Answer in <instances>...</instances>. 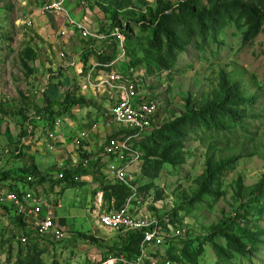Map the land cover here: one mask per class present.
<instances>
[{
	"label": "rangeland",
	"instance_id": "obj_1",
	"mask_svg": "<svg viewBox=\"0 0 264 264\" xmlns=\"http://www.w3.org/2000/svg\"><path fill=\"white\" fill-rule=\"evenodd\" d=\"M4 1L6 5L0 9V38L2 37L4 42L0 50V97L5 99L0 105V171L13 169L14 172H18V167L28 170L31 164H37L41 168L40 173L47 177L48 182L37 185L35 189L44 190L48 187L50 193L54 192L55 202L61 205L56 209L61 219L59 222L62 224L59 225L68 230L66 231L68 234L65 233L60 241L24 245L14 236L15 228L12 226L11 218L0 212V264H131L128 257L123 255L118 257V250L108 252L106 245L88 240L90 235H93L111 247L118 237L113 232L99 228L92 217L97 209L110 211L108 209L115 206L114 202H109L104 195L102 181L107 178L103 176V171L95 168L97 183L93 181L85 183L86 180L81 179L82 183L71 185L58 179V174L64 168V165H61V158H69L71 163L73 160L75 162L82 160L80 153L87 149L82 150L85 140H80L79 134L85 133L83 137L88 138V129H82V125L79 126L80 119L85 117V113L91 110V107H98L103 101L99 92L93 87L81 90L82 84L87 81L86 72L93 61L89 58L84 62L81 67L83 71L80 73L82 76L78 75L80 71L74 69L64 72L66 76L79 80L74 82L70 92L71 96L78 99L83 96L93 99V102L79 103V101L78 104L70 106L62 115L52 117L44 115L30 120L23 118L20 110L25 111L29 117L36 116L31 103L23 100V96L41 105L42 89L50 79L57 80L60 74L58 71L53 73L52 68L47 67L48 61L43 60L45 47L48 49L59 39H53L50 33H45L42 18L39 15L36 16L37 18H32L26 8L18 6L19 0ZM67 1L68 13L87 28L98 29L101 28L103 22H106L103 12H100L95 5L90 4V8L78 4V0ZM109 1L111 2V0H104V2ZM123 1L132 2L130 8L134 10L135 17H138L139 11L147 10L139 4L150 3L148 0ZM114 2L113 5L116 4ZM199 5L209 7L210 3L208 0H200ZM83 10L85 11L82 15L84 21L80 20ZM87 14L92 17L86 16ZM127 16L128 19L125 20L123 17L122 20L123 26L127 28V30L124 29L127 36L130 35L132 42H136L135 44L142 45L141 50L143 47L147 50L151 39L150 29L144 28L143 30L131 22L130 14ZM28 19H32L31 27L22 23ZM32 32L36 34L34 37H30ZM80 33L76 35L71 33L74 37L70 36V39L79 43L77 35ZM185 40L187 44L184 46V51L177 52L172 68L152 67L147 70L144 65L136 67L143 73L144 88L148 90L150 99L158 103L157 124H162L173 116L180 115L185 107V99H190L193 105L198 106L213 98L218 89L220 90L219 74L221 71H225L232 79L239 81L245 97L253 99L250 108L240 106L238 109L247 110V112L254 111L257 115L254 118L248 115L249 113L243 112L246 120L239 124L233 123L230 119H223L222 127L217 129L203 128L201 124L189 129L186 132V150H184L189 158L187 163L179 167L164 164L155 185L176 194L181 201L197 188L196 181L206 172V161L210 154L214 155L215 163L219 160L224 161L225 158L231 159L233 164H224L222 173L218 177V187H215L211 196H206L201 202L189 206L182 204L181 201L180 205H183V210L180 211V220L188 226L195 225L199 235L202 230V233L206 234L208 229L224 219L229 222L224 228L228 233L238 232V225L257 233V240L254 244L245 241L249 248L246 255L230 248L227 239L221 235L215 238L209 237L203 241L204 254L200 257V264H264V195L249 198L246 194L247 189L257 185L264 177L263 149L259 148L264 145L262 138L264 133V26L253 39L248 41L244 40L242 31L238 30L233 22H225L215 30L207 29L203 35L197 31L191 37H185ZM60 42L67 48L68 43ZM97 42L105 44V40H97L95 45L99 46L100 43ZM44 43L46 46L43 45ZM34 44H38L36 49L39 57L31 61L35 57L36 46ZM39 46L43 48L40 49ZM64 46L58 50L51 48L52 60L56 59L57 53V56H60V50H66ZM141 50L138 49L139 57H143ZM74 54L75 51L70 52L71 56ZM162 54L165 55V52L162 51ZM91 58L94 59L92 56ZM131 59L133 60V57ZM121 62L123 64L120 63L117 69L124 65L132 67V61L129 59L125 58ZM29 70H33L34 73L30 75L32 71ZM99 70V68L96 69L95 76ZM51 74L54 75L50 77ZM59 89L60 93L63 87ZM107 106L112 107L110 104ZM1 107L5 111H2ZM251 108L253 110L250 111ZM78 109L82 110L77 113ZM75 115H78V118L70 120ZM71 121L78 124L73 130L68 126ZM31 123H34L32 133L23 139L24 145L20 147L19 133L26 126L31 127ZM118 127L110 123L107 131L109 136L118 135L116 134ZM72 138L78 141L79 149L76 148L77 145L74 146ZM69 147L72 148L70 151L67 150ZM60 149L62 150L59 151ZM257 149L260 150L255 152ZM60 153H68L70 157ZM104 160L107 163L122 164L116 157H104ZM99 166L103 167L102 164ZM140 166L135 164L131 170L136 172L140 179L139 186H142L145 185L146 180H141L138 175ZM88 174L84 172V175ZM9 181L3 182L5 189L10 188L12 183ZM68 181L70 182L71 179ZM13 183H17L19 187H22L21 189L30 188L27 182L24 183L26 185L20 181H13ZM243 202L248 205L241 210ZM165 209L166 212L171 211L173 206L167 204Z\"/></svg>",
	"mask_w": 264,
	"mask_h": 264
},
{
	"label": "trees",
	"instance_id": "obj_2",
	"mask_svg": "<svg viewBox=\"0 0 264 264\" xmlns=\"http://www.w3.org/2000/svg\"><path fill=\"white\" fill-rule=\"evenodd\" d=\"M109 2H104V0H88L89 6L93 4L100 12H103L102 14L106 22H103L101 32L107 35L108 39L99 48L95 45L96 38L91 37L86 41L80 33L78 35L79 43H77L79 46L76 45L78 48L76 52L82 55L85 61H88L90 58L93 62L97 60L108 63L118 56L120 50L118 49L117 39L115 36L110 35L118 26L125 35L126 60L129 59L132 61L133 68L144 65L147 70H150L152 67L159 69L172 68L173 60L177 52L184 51V46L187 44L185 37L189 38L197 31H199L200 35H203L207 29L215 30L225 22H233L237 29L242 31L244 40L248 41L253 39L264 26V0H208L210 3L209 7L200 6V0H156L152 6L147 5V3L139 4L140 6L146 7L147 10L145 12L139 11L138 17H135V13L133 14L134 10L130 8L132 5L131 1L111 0ZM113 2L117 5H113ZM129 14L131 15V22H134L135 25H138L143 30L144 28L150 29L151 39L147 50L144 47L141 50L142 45L135 44L136 42H132V37L130 35L127 36V28L123 26L122 20L124 19L123 17H125V20L128 19L129 17L127 15ZM35 35V32H33L30 37H34ZM34 46H36L35 57L31 61H35L39 57L36 49L38 48V44H34ZM138 49L143 52V57H139ZM162 51L165 52V55L162 54ZM131 57H133V60ZM62 67L60 65L58 78L53 76L57 80L50 79L48 84L42 89L41 105L23 96V100L31 103L34 108V114L36 115L29 117L25 111L20 110L19 112L23 118L30 120L43 117L44 115H49L50 117L59 114L62 115L70 106L78 104L79 101V103L89 102L86 97L74 98L70 92H64L63 89L60 93L58 92L59 87L70 83L69 77L64 74L65 71H63ZM29 71H32L30 75L34 73L33 70ZM52 75L54 74H51L50 77ZM219 76L220 90L218 89L213 98L208 99L198 106L193 105L190 99H185V107L180 115H175L168 121L162 124L160 123L159 125L157 124L153 133L143 138L141 143L136 145L142 154L141 161L139 162L141 168L138 171V175L141 180H146L145 185L139 186V192L151 193L155 197L154 199L157 203L151 209L156 217L161 220L170 218L173 224L179 227L188 226L187 224L185 225L183 220H180V211L183 210L182 204L187 206L194 205L195 203L201 202L206 196H211L214 193L215 187H218V177L222 173L224 164H233V161L225 158L224 161L219 160L215 163L216 159H214V155L210 154L206 161V172L196 181L197 188H195L191 195H187L181 200V205L180 198L175 194V206L168 212L165 209V196L168 190L156 187L155 185L161 175L160 171L164 164L179 167L187 163L189 158L184 150H186V132L189 129L198 126V124H201L203 128L217 129L222 127L221 121L223 119H230L233 123L239 124L246 120L243 114L247 110L241 111L238 108L241 106L247 109L252 106L253 99L245 97V93L241 89L242 84L239 81L232 79L225 71H221ZM2 100L5 101L4 98L0 97V105L2 104ZM1 109L5 111L2 107ZM251 110L253 109L251 108ZM247 113L254 118L257 115L254 111ZM33 124L31 123V127L26 126L19 133L18 142L20 147L24 145L23 139L31 135ZM262 138L264 142V133ZM259 148L261 150L263 149L262 156L264 157V145H261ZM260 149H257L255 152H258ZM81 152L80 158L84 159L88 157L89 154L86 151ZM19 153L21 154L20 150ZM18 169V172H14L13 169L0 171V190L5 189L3 182L7 180H10L9 182L12 183L7 190L18 194H21L25 188L21 189L22 187H19L13 181H20L23 184L27 182L30 189L34 190H36L37 185L48 182L46 181L47 177L40 173L41 168L35 163L31 164L28 170L23 167H18ZM75 174H84V169H82L81 164L73 170H66L64 178L61 181L75 185L77 183L72 181V177ZM69 179H71L70 182L68 181ZM139 181L140 179H137L136 183H139ZM102 184L105 197L109 202H114L115 205L108 210H119L132 195V190L120 182L107 178V180L102 181ZM151 189L154 190L152 191ZM263 193L264 177L257 185L247 189L246 194L249 198H257L260 195H264ZM247 205V203L243 202L241 210L245 209ZM0 212L5 213V215L11 218L12 226L16 231L21 229L28 236L29 242L26 245L55 242L49 236L45 238H31V235L26 230V220L17 213L12 203L0 201ZM162 212H165V214H162ZM228 224L229 222L224 219L208 229L206 234L202 233V230L200 235L197 233L195 225H189V233L186 235L167 239L166 244L162 246L150 247V258L145 261V264H151V259L157 260L160 264H168V261H171L172 264H200V257L204 254L203 241H206L209 237L215 238L217 235L226 238L230 248L246 255L249 248H247L248 245L245 241L254 244L257 240V233L252 232L242 225H238V232L228 233L224 230ZM14 236L18 237L17 234H14ZM90 236L88 238L89 241L100 242V244L106 245L108 252L110 250H118V257L120 258L122 255L128 257L131 264H135L142 254L141 246L144 241V235L140 232H135L133 235H118L116 242L111 247L106 243H102L104 242L103 240L99 241V238L93 235ZM197 243L200 244L197 246Z\"/></svg>",
	"mask_w": 264,
	"mask_h": 264
},
{
	"label": "built area",
	"instance_id": "obj_3",
	"mask_svg": "<svg viewBox=\"0 0 264 264\" xmlns=\"http://www.w3.org/2000/svg\"><path fill=\"white\" fill-rule=\"evenodd\" d=\"M155 1L148 0L150 3H147V5L152 6ZM2 2L0 0V9ZM67 2V0H42L40 6L36 8L37 10H34V13L41 11L47 14H64L66 24L56 34L57 38L62 42L65 41L69 33L76 34L78 31L81 32L84 38H91L92 36L100 41L108 39V36L101 32V28H87L72 17L66 10ZM78 4L90 7L88 0H78ZM34 16L35 14H32V18ZM22 23L32 26V19L24 20ZM110 35L115 36L117 39L120 50L118 56L108 63L94 62L86 72L87 81L82 84L81 90L93 87L99 92L100 97L105 98L106 105H112L111 108L107 107L110 122L117 125V127L121 126L124 132L112 135L110 138L104 137L106 141L103 144L100 157L103 161H105L104 157H116L121 161L122 164L106 162V176L112 181L120 182L129 187L132 190V195L119 210L98 211L95 212L94 217L100 228L119 236L133 235L135 232L142 233L144 235V241L141 246L142 254L135 264H145V261L150 258V247H159L166 244L167 239L182 237L188 233V228L174 225L170 218L161 220L156 217L151 209L157 203L154 199L155 197L151 193L139 192V183H136L138 177L131 168L135 164H139L142 157L136 145L140 144L143 138L152 134L156 128L158 103L150 99L148 90L144 88V76L141 71L137 68L125 67L126 65L117 69L121 61L126 58L125 35L119 26ZM3 43V38L1 37L0 50L3 47ZM59 55L63 60L68 58L64 50H60ZM98 68L100 71L95 76ZM102 68L103 70H101ZM82 71L80 70V73ZM72 86L73 84L65 86V91L71 92ZM95 94L97 93L95 92ZM81 135L83 136L85 133ZM95 157L96 155L82 159V169L91 165L93 159V162L98 163L95 161L98 156L97 158ZM98 160L100 161L101 159ZM73 167L74 164L71 168L65 166L58 174V179L62 180L65 171L73 170ZM81 179L76 174L72 177V181L75 183L81 182ZM0 201L10 202L14 205L17 213L26 220V230L31 235V238L49 236L55 241H60L64 238L65 230L57 224L54 194L48 195L30 188L24 189L21 194L2 189L0 190ZM14 234L18 235L17 238L22 244H28L29 238L24 231L21 229L15 230ZM151 260V264H160L157 260ZM167 263L172 264L170 261Z\"/></svg>",
	"mask_w": 264,
	"mask_h": 264
},
{
	"label": "crops",
	"instance_id": "obj_4",
	"mask_svg": "<svg viewBox=\"0 0 264 264\" xmlns=\"http://www.w3.org/2000/svg\"><path fill=\"white\" fill-rule=\"evenodd\" d=\"M41 2H42V0H19L18 6H21V7L26 8V11H28L30 13V16H32V14H35V16L33 18H35L36 16L39 15L40 18H42L41 20L43 22V27H44L43 30H44V32L45 33L46 32L50 33L49 35H51L53 37V39H56L57 40L58 38H57V35L56 34H57V32H58V30L60 28H62V27L65 26V24H66L65 18H64V16H62V14H47V13H42L41 11H36L34 13V10H37L36 8L40 6ZM5 3H6V1H5ZM84 12L85 11L83 10V12L81 13V16L83 15ZM86 16H89L90 18L92 17L89 14H87ZM81 19H83V16L80 17V20ZM82 21H84V19ZM93 24H94V22H93ZM72 35H74V34L69 33L67 35V37L65 38L66 44L68 43L67 44V48L64 45H61L60 40L55 41V43H52L50 45V47L48 48V49H50V51H47L46 52V50H48V49H47V47H45L46 49H45V52H44V58H43V60L46 59V61H48V63H47L48 66L47 67L52 68V72L59 71L60 70V65L63 66L62 69L65 72H67V71H69L71 69H74L75 71L82 70L81 67L83 66L85 60L83 59V56L82 55H80L79 53L76 52V45H77L78 42L70 39L71 38L70 36H72ZM78 35H77V37H78ZM72 37H74V36H72ZM45 39L46 38H44V40ZM41 40H43V39L41 38ZM46 41H48V40L46 39ZM97 43L99 44L100 42H97ZM43 45L46 46V43H44ZM52 45H54V46L52 47ZM62 46H64V49H66L65 52L69 56L68 59L67 60H63L62 58H60L59 56H57V54H58L57 53L56 54V59H53L52 60L53 55L52 54L50 55L51 48H57V50H58ZM98 47L101 48L102 47V44L100 43ZM42 48L43 47L40 46V49H42ZM74 51H75V54L73 56H71L70 55V52H74ZM48 57L50 58V60H49ZM56 66L58 68H56ZM57 69H59V70H57ZM78 73H79L78 74L79 76H82V75H80V72H78ZM68 77H69L70 84L73 83V82H78L79 81L77 78L75 79V78H72L70 76H68ZM102 99H103V101L101 100L102 103H100L98 107L97 106L91 107L90 108L91 110H89L88 112L85 113V117L82 118L83 120L80 119V123H79V126L82 125V129L87 128L88 129L87 131L89 133L88 134L87 141H85V143H84V145H83L82 148H86L87 149V152L90 153L92 157H94L96 155L95 158H97V156H98L97 160L98 159H101L100 154L102 152L103 139L108 134L107 131H108L109 125L111 123L110 122V117H109L108 111H107L108 110L107 109L108 106L106 105V100H105L104 97ZM88 100H89L90 103L93 102V99H88ZM77 108H78V105H77ZM81 110L82 109H78V110H76V112L77 111H81ZM73 117L74 118L73 119L71 118L70 120H76V118H78V115H75ZM68 126L73 130V128L75 129L78 126V124H76V123L74 124L73 121H71ZM113 130H114V128H113ZM123 132H124V130L122 128L121 129L118 128L117 131H116V134H122ZM73 140H74V146L77 145V142L78 141L72 138V142H73ZM71 147H73V146H71ZM76 148L79 149V146L77 145ZM62 149H65V148H62ZM62 149H60L59 151H61ZM70 149H72V148L69 147V149H67V150L70 151ZM60 154L61 155H66V156H69L70 157V154L67 155L68 153L67 154L60 153ZM93 160L91 161L92 162L91 165H89L88 167H86L84 169V172H88L89 174L88 175H84V174L78 175V176H81V178L83 179V181L86 180L85 183H91L92 181L97 183L98 180H97V175H96L97 174L96 173L97 172L96 169H98V171H101V172L105 169V166H103V168H101L100 166L97 167V165H95V162H93ZM97 160H95V161L98 162L99 160L98 161ZM101 161L103 162L102 163V165H103L104 164V161L102 159H101ZM61 162H62V164H61L62 166L63 165L64 166L66 165L67 168H71L72 167V164L75 161L73 160V162L71 163L70 160H69V158H66V159H64V158L62 159L61 158ZM102 174H103V176L105 178H107L106 171H103ZM36 190L39 191V192L42 190L41 191L42 193H45V194H48V195L54 193V192L53 193L52 192L50 193L48 187H46L44 190L43 189H36ZM56 205L57 206L55 208V213H56L55 215L57 217V224L58 225L59 224L62 225L59 222L61 219L58 217L57 211H56V209L57 208H60L61 205L58 202H56ZM62 228H64V227L62 226Z\"/></svg>",
	"mask_w": 264,
	"mask_h": 264
},
{
	"label": "clouds",
	"instance_id": "obj_5",
	"mask_svg": "<svg viewBox=\"0 0 264 264\" xmlns=\"http://www.w3.org/2000/svg\"><path fill=\"white\" fill-rule=\"evenodd\" d=\"M3 5H6V3H5V1L3 0V2H2V4H1V6H3ZM29 27H31V26H29ZM33 33V32H32ZM77 33H80L79 31L77 32ZM3 48V47H2ZM69 57V56H68ZM84 59V58H83ZM46 61V59L44 60V62ZM97 60H95L94 62H96ZM85 62V61H84ZM93 62V63H94ZM121 63H123V62H121ZM101 70H103V68L101 69ZM100 71V70H99ZM70 84V83H69ZM71 84H74V82L73 83H71ZM68 85V83L65 85V86H67ZM65 86H63V91L65 92V89H64V87ZM109 115V114H108ZM156 118H157V116H156ZM89 134V133H88ZM49 135H50V133H49ZM107 137L106 138H110L111 136H109V134H107L106 135ZM79 137H80V140H82V141H87V137L86 138H84L81 134H79ZM83 138V139H82ZM106 138H104L103 140H104V143H105V141H106ZM104 143H102V149H103V144ZM83 145H84V143H83ZM136 148H137V146H136ZM83 149V148H82ZM138 149V148H137ZM84 150V149H83ZM86 150H84V152H85ZM87 152V151H86ZM87 154H89L88 155V157L87 158H90V153H88L87 152ZM82 159V158H81ZM102 159V158H101ZM99 163H96V165H97V167H99V164H102L103 162L100 160V161H98ZM74 163H76V165H74V167H73V169L74 168H76L78 165H80L81 164V160H79L78 162H74ZM73 163V164H74ZM72 164V165H73ZM139 165V164H138ZM66 166V165H65ZM64 166V167H65ZM103 166H105L106 167V161H104V164H103ZM81 167H82V165H81ZM96 167V168H97ZM101 168H103V167H101ZM103 171H105V169L103 170ZM81 177V176H80ZM108 179H110V178H108ZM111 180V179H110ZM78 183H82V182H78ZM167 194H166V196H165V199H166V205L167 204H170V205H172L173 207L175 206V196H174V194H172L169 190L166 192ZM54 194V193H53ZM174 204V205H173ZM57 206V205H56ZM101 208V207H100ZM98 210V209H97ZM94 211V215H92V217H93V219L95 220V212H98V211H101L100 209L98 210V211ZM153 212V211H152ZM186 225V224H185ZM98 226V225H97ZM99 227V226H98ZM183 227V226H182ZM100 228V227H99ZM186 228H188V226L186 227ZM65 230V229H64ZM105 230V229H104ZM68 232V230H65V233H67ZM188 233H189V228H188ZM68 234V233H67ZM116 236H118L117 234H116ZM171 262V261H170ZM172 263V262H171Z\"/></svg>",
	"mask_w": 264,
	"mask_h": 264
}]
</instances>
